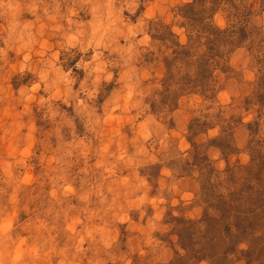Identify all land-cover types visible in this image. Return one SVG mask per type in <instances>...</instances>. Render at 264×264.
I'll return each mask as SVG.
<instances>
[{
	"label": "rangeland",
	"instance_id": "obj_1",
	"mask_svg": "<svg viewBox=\"0 0 264 264\" xmlns=\"http://www.w3.org/2000/svg\"><path fill=\"white\" fill-rule=\"evenodd\" d=\"M0 264H264V0H0Z\"/></svg>",
	"mask_w": 264,
	"mask_h": 264
}]
</instances>
